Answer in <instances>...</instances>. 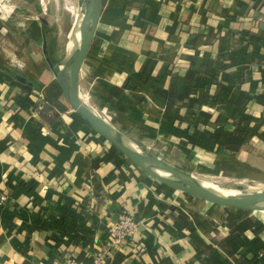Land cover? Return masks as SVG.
I'll return each instance as SVG.
<instances>
[{
	"label": "crops",
	"instance_id": "obj_1",
	"mask_svg": "<svg viewBox=\"0 0 264 264\" xmlns=\"http://www.w3.org/2000/svg\"><path fill=\"white\" fill-rule=\"evenodd\" d=\"M0 2V264H91L122 213L141 223L109 264H249L263 255L256 212L157 182L66 103L57 75L80 25L68 45L65 12ZM101 2L78 75L86 107L178 171L264 179V140L255 133L264 132V0ZM44 105L58 117L44 121ZM240 126L248 130L235 152L205 150L193 137ZM179 213L190 227L178 224Z\"/></svg>",
	"mask_w": 264,
	"mask_h": 264
},
{
	"label": "water",
	"instance_id": "obj_2",
	"mask_svg": "<svg viewBox=\"0 0 264 264\" xmlns=\"http://www.w3.org/2000/svg\"><path fill=\"white\" fill-rule=\"evenodd\" d=\"M91 18L84 31L80 34L79 43L57 75L62 89L63 97L71 109L85 120L90 128L117 148L133 165L152 177L157 182L179 191L185 195L204 200L219 206L242 211H264V192L258 193H217L206 188L193 178L184 177L181 172L168 166L153 155L126 142L103 119L78 100V75L83 60L92 44L100 20L101 0H88ZM18 82L31 86V82L19 74H13ZM170 170L178 172L182 177L176 176Z\"/></svg>",
	"mask_w": 264,
	"mask_h": 264
},
{
	"label": "rangeland",
	"instance_id": "obj_3",
	"mask_svg": "<svg viewBox=\"0 0 264 264\" xmlns=\"http://www.w3.org/2000/svg\"><path fill=\"white\" fill-rule=\"evenodd\" d=\"M17 1L18 0H4L5 3H10V4H13ZM29 2L32 4L39 3L41 5L43 14H48V9L50 10V8H52V11H54L55 13H59L58 9L63 11V13L65 12L66 16L69 19L66 22L69 27V32L67 33V40H69L68 45H70L71 43H74V41L76 40V33H77L76 31L77 29H79V25L82 26V21H81V24L79 23L80 17L84 14L81 0H56V1L54 0H48V1L47 0H29ZM55 19H59V18L55 17ZM158 155L159 154L157 153L156 156ZM164 163L178 170L175 167V165H173L172 162H171L172 164L167 161ZM182 170L183 171H180V170L179 171L182 173L184 177L189 176L192 178L194 176L193 179L199 184L201 185L206 184L208 186H212L214 189L222 191L223 193L230 192V193H251L252 194V193H258V192H264V179L257 178V177L256 178L250 177V176H247V174L243 177L242 175H240L241 173H238L239 175L235 177L234 175H225L222 172L213 174L207 171L205 172L204 171H193L188 168H185ZM189 174H192V176H190ZM229 210L233 212H242V211H236L232 208H229ZM248 212H252V211H248ZM253 212H256V211H253ZM256 214H258V216H260L264 220V212H256Z\"/></svg>",
	"mask_w": 264,
	"mask_h": 264
},
{
	"label": "trees",
	"instance_id": "obj_4",
	"mask_svg": "<svg viewBox=\"0 0 264 264\" xmlns=\"http://www.w3.org/2000/svg\"><path fill=\"white\" fill-rule=\"evenodd\" d=\"M263 45H264V42H263ZM261 59L263 61L262 75H263V80H264V54L261 56ZM208 81L210 82V80L204 78L201 85L207 86L209 83ZM261 97H262V100H264V94ZM40 115L44 121L46 120L48 122L53 121L54 119L58 117V115L54 112V110L51 109L47 105H44L43 110L41 111ZM263 122H264V119H263ZM245 127L246 126L244 127L240 126L233 132H225V131L216 132L215 134H212L211 136H208V137L204 136L200 131L197 130L194 132L193 137L196 138L197 144L205 150H208V151L216 150L217 152L225 150V151L235 152L239 150V148L243 145L245 141L247 130H248ZM255 133L257 136H259L260 138L264 140V132H260L259 130H257V132ZM109 155L111 156L112 154L109 153ZM242 212H243V215L250 213L248 211H242ZM178 215L180 219L178 220V224L182 227H190L191 223L188 220V218L183 213H179ZM247 262L249 264H253V263L254 264H264V251L261 257H257V255H255L254 257L248 259Z\"/></svg>",
	"mask_w": 264,
	"mask_h": 264
},
{
	"label": "built area",
	"instance_id": "obj_5",
	"mask_svg": "<svg viewBox=\"0 0 264 264\" xmlns=\"http://www.w3.org/2000/svg\"><path fill=\"white\" fill-rule=\"evenodd\" d=\"M6 197L0 196V206L5 204ZM140 221L134 219L127 213L120 214L117 219L107 229V246L106 251L97 252L91 264H109V258L114 247L118 246L124 241L131 239L137 232ZM65 264H80L74 259L68 260Z\"/></svg>",
	"mask_w": 264,
	"mask_h": 264
},
{
	"label": "bare ground",
	"instance_id": "obj_6",
	"mask_svg": "<svg viewBox=\"0 0 264 264\" xmlns=\"http://www.w3.org/2000/svg\"><path fill=\"white\" fill-rule=\"evenodd\" d=\"M48 1V0H47ZM54 1H56V0H54ZM46 2V1H45ZM56 3V2H55ZM85 3H86V9H85V12H84V16H83V18H82V26H81V33L84 31V28L87 26V24H88V22L90 21V18H91V10H90V7H89V4H88V0H85ZM54 5V4H53ZM55 6V5H54ZM69 55V54H68ZM68 55H66L65 54V59L68 57ZM64 59V60H65ZM68 60V59H67ZM66 60V61H67ZM66 61L63 63V65H62V67L64 66V64L66 63ZM80 99L84 102V103H86L85 102V98L84 97H80ZM79 98H78V100H79V102L82 104V105H84V106H86L81 100H80ZM130 145V144H129ZM131 146V145H130ZM173 174H175L176 176H180V177H182L178 172H175V171H172V170H170ZM194 177V176H193ZM199 179V178H198ZM204 186L206 187V188H209V189H213V190H215L217 193H221V194H225V193H223L222 191H219V190H217V189H214L213 187H210V186H207V185H205L204 184Z\"/></svg>",
	"mask_w": 264,
	"mask_h": 264
}]
</instances>
